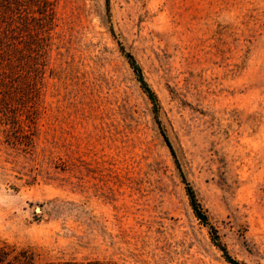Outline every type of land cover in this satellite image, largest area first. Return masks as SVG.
I'll return each mask as SVG.
<instances>
[{
  "label": "rangeland",
  "instance_id": "374dc122",
  "mask_svg": "<svg viewBox=\"0 0 264 264\" xmlns=\"http://www.w3.org/2000/svg\"><path fill=\"white\" fill-rule=\"evenodd\" d=\"M108 3L1 8L0 243L34 264H232L182 173L231 259L264 264V0Z\"/></svg>",
  "mask_w": 264,
  "mask_h": 264
},
{
  "label": "trees",
  "instance_id": "16d2710c",
  "mask_svg": "<svg viewBox=\"0 0 264 264\" xmlns=\"http://www.w3.org/2000/svg\"><path fill=\"white\" fill-rule=\"evenodd\" d=\"M5 6H6V0H0V13H3L2 9ZM106 7H107V11L109 12L108 0H106ZM111 31L113 32V29H111ZM121 52L124 54L130 68L132 69L135 75V78L139 83L141 90L145 93V95L148 97L149 101L151 102L154 117L160 129V133L167 147L169 148L174 160L176 161L177 159H176L174 149L158 117L160 104H159V100H158L156 93L153 91V89L149 86L148 82L146 81L144 74H143V70L140 64L138 63V61L136 60V58L130 52L125 51L123 47H121ZM181 176L185 184V190H186V194H187L192 212L201 224L208 227L210 238L213 244L222 251L226 259L229 260L232 264H244L234 259H231V257L228 255L225 245H223L221 241L219 240V235L217 234V230L210 223L208 214L206 210L204 209V207L199 202L193 187L186 180V178L184 177L182 173H181ZM34 261H35L34 254L30 250L28 249L17 250L16 247L13 245H9L5 242L0 243V264H34ZM48 264H110V263L106 261H100V260H86L82 262L70 260V261H63V262H60V261L50 262Z\"/></svg>",
  "mask_w": 264,
  "mask_h": 264
}]
</instances>
